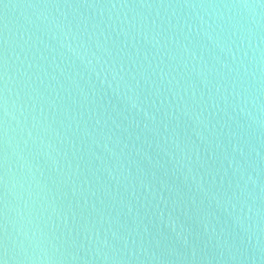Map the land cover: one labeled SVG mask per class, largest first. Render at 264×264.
I'll list each match as a JSON object with an SVG mask.
<instances>
[{"label": "water", "instance_id": "obj_1", "mask_svg": "<svg viewBox=\"0 0 264 264\" xmlns=\"http://www.w3.org/2000/svg\"><path fill=\"white\" fill-rule=\"evenodd\" d=\"M0 264H264V0H0Z\"/></svg>", "mask_w": 264, "mask_h": 264}]
</instances>
